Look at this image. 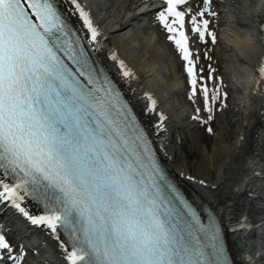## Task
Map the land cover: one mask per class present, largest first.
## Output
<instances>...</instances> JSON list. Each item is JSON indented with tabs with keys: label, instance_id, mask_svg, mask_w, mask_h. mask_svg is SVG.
<instances>
[{
	"label": "snow or ice",
	"instance_id": "1",
	"mask_svg": "<svg viewBox=\"0 0 264 264\" xmlns=\"http://www.w3.org/2000/svg\"><path fill=\"white\" fill-rule=\"evenodd\" d=\"M70 3L87 30L86 42L56 0H0V202H10L58 240L62 229L66 264H233L220 225L204 222L167 181L147 130L93 59L101 32L90 12L79 0ZM164 4L158 22L185 61L195 96L186 24L200 42L210 37L215 45L217 34L205 17L217 14L212 0H201L196 14L189 0ZM110 58L122 77H134L115 53ZM258 75L264 77V65ZM199 91L207 124L220 90L210 94L201 85ZM148 100L146 111L155 112L156 101ZM166 119L159 114L158 130H165ZM8 176L11 182L3 178ZM25 197L41 203L44 214H29ZM12 252L0 235V264H19L22 256Z\"/></svg>",
	"mask_w": 264,
	"mask_h": 264
},
{
	"label": "bare ground",
	"instance_id": "2",
	"mask_svg": "<svg viewBox=\"0 0 264 264\" xmlns=\"http://www.w3.org/2000/svg\"><path fill=\"white\" fill-rule=\"evenodd\" d=\"M192 1L189 0L190 5L194 4ZM252 1L255 2V0H245V4L249 5V2ZM79 2L85 7V10L90 12L94 23L101 32V36L98 38L100 44L93 45L97 48L96 51L91 52L93 59L99 67L106 70L119 87L138 121L147 130L150 144L166 171L194 204L202 211L208 210L212 213L213 218L221 227L233 264H258L257 257L264 259V251L259 255L254 250V240L256 238L260 242L257 234L264 228V77L258 75L259 67L264 65V41L261 40V35L264 34L261 29V24L264 22V0H257L255 2L257 5L253 4L252 7L255 10V17L260 29V39L254 38L253 34L246 33L241 29L243 25L237 21L241 15L240 4L232 5L230 8L234 14V21L228 14L223 15L222 18L225 20H220V29L217 33L218 51L227 57H239L238 59L247 63L249 68L245 65V69L250 73L248 77L240 75V78L245 79L244 82L248 85L242 88L244 94L241 106L242 125L238 129L236 139L227 146L231 158L229 161L224 160L223 167L215 166V163L212 162V166L208 168L210 173L205 177L190 172L184 163L174 162L169 140L171 115H168L164 110L166 100L151 96L149 90H145L141 84L136 70L141 69L147 63L140 61L133 65L118 50L124 41H132L142 30V27L135 28V23L140 18L157 13L165 7L164 0H111L108 3L105 0H79ZM142 2L143 4H141ZM235 2L234 4H236ZM56 3L86 42L87 30L82 27L78 16L73 14L74 6L71 5L70 0H56ZM147 5L150 7L144 9ZM132 7L135 8V11ZM130 8L132 11H129ZM232 21H236L240 28ZM153 23V20H150L146 24V28L153 29ZM190 29L191 25L186 24L185 30L189 35L190 49L196 63L197 85L199 87L209 85L207 86L209 88L210 84L201 81L203 79L201 74H204L206 69L205 63L201 60L205 51L198 49L199 40ZM108 41H110V45L106 44ZM232 46L240 49L239 54L231 50ZM111 53H115L119 59L125 62L134 73V77H122L118 63L110 58ZM234 75L236 74L234 73ZM148 96L156 101L155 112L146 111L150 106ZM161 113L167 117L164 122V131H160L156 127L160 123L159 114ZM218 149L221 150L220 145ZM3 178L6 182H11L9 177ZM2 207L13 210L15 214L13 218H25L31 226L42 230L41 233L47 236L48 242L51 243L49 245L56 254L57 264H66L61 244L68 243L63 240L61 234V238L58 240L56 234H53L46 226L33 225L10 202H0V210ZM22 207L31 215L44 214L43 208L30 197H25ZM241 224H247L250 227L241 228ZM245 253L251 256V262L246 258Z\"/></svg>",
	"mask_w": 264,
	"mask_h": 264
},
{
	"label": "rangeland",
	"instance_id": "3",
	"mask_svg": "<svg viewBox=\"0 0 264 264\" xmlns=\"http://www.w3.org/2000/svg\"><path fill=\"white\" fill-rule=\"evenodd\" d=\"M105 1L108 3L111 0ZM192 2L194 3L192 14L202 10L201 0H193ZM244 2L245 0H212V10L217 15L205 17L210 21V30L218 33L220 20L224 19L222 17L225 14H228L230 19L234 21V14L230 11V7L240 4V8L242 7L241 15L237 21L242 23L241 29L245 32L248 24V31L251 29L253 34L256 33L258 23L255 10L252 7L253 4L257 5V3L252 1L248 5ZM150 20L154 22L153 29L146 28V24ZM235 22L233 24L238 27L239 24ZM135 24V28L142 27V30L132 41H124L118 50L132 64L140 61L147 63L141 69L136 70L141 84L145 90H149L151 96L166 100L164 110L168 115H171L169 140L174 162L177 164L184 163L190 172L205 177L210 173L208 168L212 166V162L215 163V166L223 167L224 160L229 161L231 158L227 146L236 139L238 129L242 125L241 106L244 98L242 88L248 85L244 82L245 79L240 78V75L248 77L250 72L245 69V65L248 68L249 66L238 59L239 57H227L221 54L218 51L217 43L213 45L210 37H206V43L198 41V49L205 51L201 60L205 63L206 69L205 73L201 74V78H203L201 81L210 84L208 88L210 94L217 88L220 90V98L211 104L213 119L204 124L202 121L207 119L209 113L205 109L203 93L199 91L200 87L197 85V94L192 95L185 61L181 58L174 43L168 40L169 34L159 24L156 13L141 18ZM196 38L198 39L197 34ZM106 44L110 45V41ZM198 108L200 109L199 113L196 111ZM194 116H199V119H193ZM208 127L213 129L211 133L207 131ZM219 145L221 150L218 149ZM254 244L255 253L261 255V252L264 251L262 250L264 239L258 242L255 238ZM257 258L258 264H264L262 257Z\"/></svg>",
	"mask_w": 264,
	"mask_h": 264
}]
</instances>
